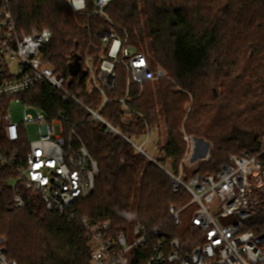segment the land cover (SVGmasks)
<instances>
[{"label":"trees","instance_id":"1","mask_svg":"<svg viewBox=\"0 0 264 264\" xmlns=\"http://www.w3.org/2000/svg\"><path fill=\"white\" fill-rule=\"evenodd\" d=\"M68 1L13 0L17 35L48 29L53 38L45 62L65 78L69 91L131 141L151 132L160 139L162 117L167 133L151 162L127 140L92 121L82 106L63 102L50 85L21 93L19 99L43 110L49 121L63 115L66 132L75 128L98 162L95 191L78 200L74 211L94 226L109 223L114 234L127 233L134 223L150 232L157 228L150 244L166 236L191 250L202 241V233L183 214L181 226L169 220L170 206L183 209L191 197L183 188L173 192L165 170L179 175L187 152L185 135L211 147L208 161L183 168L187 182L198 175H216L231 155L259 151L264 134V0H114L106 9L110 23L94 13L93 0H85L83 14H74ZM106 31L127 36L128 45L138 52L150 51L155 67L166 77L145 83L143 90L138 84L127 89L120 65L115 90L108 92L109 101L101 109L100 93L88 90L84 60L92 56L99 66V58L107 53L99 35ZM77 59L80 66L71 76L70 66ZM9 101L0 99V127ZM193 143L194 151L205 146L197 139ZM28 145V138L19 144L23 155ZM197 155L194 152L192 158ZM13 180L11 170H0V237L8 259L17 264H90L84 230L49 211L40 196L27 190L20 191L25 205L15 208ZM246 227L257 239L264 237V213Z\"/></svg>","mask_w":264,"mask_h":264},{"label":"built area","instance_id":"2","mask_svg":"<svg viewBox=\"0 0 264 264\" xmlns=\"http://www.w3.org/2000/svg\"><path fill=\"white\" fill-rule=\"evenodd\" d=\"M113 1L93 0L94 13L110 23L106 9ZM12 2L0 0V99L18 101L21 93L47 84L62 96L63 102L82 106L92 121L102 122L107 133L117 132L123 137L102 118L100 111L92 110L69 91L65 78L45 62L46 48L53 38L48 29L33 35H17ZM68 3L74 14H83L87 9L85 0H69ZM99 40L107 51L99 58V66H95L92 56H87L84 62L90 76L88 90L100 93L101 109L109 101L108 92L115 90L116 68L120 65L127 75V89L133 84L144 89L145 83L166 77L164 71L155 67L149 54L128 45L127 36L106 31L99 35ZM14 67L16 74L12 72ZM124 101L125 98L121 99ZM64 118L59 115L49 121L47 115L39 114L35 121L40 124L41 138L29 142L28 151L23 155L19 144L28 138L24 126L31 120L24 114L22 124L13 122L8 109L0 127V170H11L17 179L12 185L15 208L25 205L20 191L27 190L40 196L49 211L63 214L84 230L91 253L90 264H264V242L258 241L254 232L246 227L255 216L264 213V134L257 153L231 155L216 175H198L187 182L183 163L179 175L165 170L171 177L173 192L178 193L183 188L191 197V202L183 209L170 206L169 220L181 226L184 210L197 207L191 222L202 233V241L191 250H184L179 239L166 236L150 244V236L157 228L150 232L142 224L135 223L127 233L114 234L109 223L94 226L77 215L73 205L95 191L99 165L75 133V128L66 132ZM125 138L144 153L143 146H136ZM184 139L189 144L187 158L192 143L189 137ZM205 149L202 146L199 151L203 153ZM4 245L0 237V264H17L8 259ZM135 251L139 254L133 258L131 253Z\"/></svg>","mask_w":264,"mask_h":264},{"label":"rangeland","instance_id":"3","mask_svg":"<svg viewBox=\"0 0 264 264\" xmlns=\"http://www.w3.org/2000/svg\"><path fill=\"white\" fill-rule=\"evenodd\" d=\"M47 30V29H46ZM147 54H149L152 59L153 58V54L148 51ZM154 62H155V59H154ZM161 70V69H160ZM164 71V70H162ZM12 72L13 74H16L17 73V68L14 67L12 69ZM162 80H157V81H153L155 83H159L161 82ZM158 87V86H157ZM143 90V89H142ZM83 101V100H82ZM85 103V102H84ZM9 111L12 115V120L13 122H16L18 124H22L23 121H24V114H26L28 116V118H30L31 120V123L27 124L24 126L25 128V132H26V135L28 136V141L29 142H36L37 140H39L41 138V135H40V131H41V127H40V124L35 121L37 116L39 114L41 115H46V113L39 109V108H34V107H30L26 104H24V102L22 100H10L9 101ZM99 123L103 124L102 122L98 121ZM164 123H165V118L162 117L161 119V127H160V131H161V136L160 139H159V135L158 133L156 132H151V134H149V136H141L137 139H133V143L137 146H143V151H144V156L146 157L147 160L149 161H153L156 159V156H157V153H158V147L159 145L158 144H162L163 142H165V139H166V130H165V126H164ZM104 125V124H103ZM111 125V124H110ZM105 126V125H104ZM112 126V125H111ZM113 127V126H112ZM114 128V127H113ZM115 129V128H114ZM118 131V130H117ZM119 132V131H118ZM109 133H114L116 135H119L121 136L120 134H118L117 132H109ZM121 133V132H120ZM122 134V133H121ZM123 135V134H122ZM125 136V135H124ZM122 137L124 138L125 140H127L125 137ZM187 136V135H185ZM184 136V138H185ZM188 137V136H187ZM190 138V137H189ZM191 139V143H192V147H191V152H190V155L186 158V153L183 157V160L181 161V164L183 163V168L184 169H193L195 168V166H197L198 164L202 163V162H206L209 160V154H210V150H211V147L210 146H207L206 148V151L204 153V155H197L195 158H192L193 156V153H194V148H195V144L193 143V140L192 138ZM185 140V139H184ZM203 143L205 144H208L205 140L203 139H200ZM131 144V143H130ZM187 144V143H186ZM209 145V144H208ZM136 148V147H135ZM189 148V144H187V150ZM137 150V149H136ZM139 151V150H137ZM140 152V151H139ZM142 153V152H141ZM181 164L179 166V169L181 167ZM17 182V179H14L12 181L13 184H15ZM197 207L196 206H191L189 208H187V210L183 213L184 215V219L187 221V222H190L192 217H193V214L194 212L196 211ZM135 224V223H134ZM133 225V224H132ZM5 241V240H4Z\"/></svg>","mask_w":264,"mask_h":264},{"label":"water","instance_id":"4","mask_svg":"<svg viewBox=\"0 0 264 264\" xmlns=\"http://www.w3.org/2000/svg\"><path fill=\"white\" fill-rule=\"evenodd\" d=\"M78 61H79V59L74 60V62H73L74 64L72 66H70V74H71V76H75L76 75L77 67L80 66V62H78ZM84 76H87V74L85 73ZM258 241L264 242V237H259Z\"/></svg>","mask_w":264,"mask_h":264},{"label":"crops","instance_id":"5","mask_svg":"<svg viewBox=\"0 0 264 264\" xmlns=\"http://www.w3.org/2000/svg\"><path fill=\"white\" fill-rule=\"evenodd\" d=\"M194 139H196V138H192V140H194ZM197 140L201 141V140L198 139V138H197ZM201 142H202V141H201ZM202 143H203V142H202ZM204 145H205L206 148H207V146H210V144L208 145V144H205V143H204ZM202 146H203V145L198 146V147L195 149L194 152H196L198 155H204L205 152L201 153V152L199 151V149H200ZM205 151H206V149H205Z\"/></svg>","mask_w":264,"mask_h":264}]
</instances>
